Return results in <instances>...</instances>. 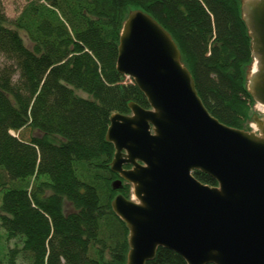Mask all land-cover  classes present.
Listing matches in <instances>:
<instances>
[{"label":"trees","instance_id":"1","mask_svg":"<svg viewBox=\"0 0 264 264\" xmlns=\"http://www.w3.org/2000/svg\"><path fill=\"white\" fill-rule=\"evenodd\" d=\"M242 1L27 0L13 20L0 6V264L127 263L129 229L112 202L131 198L132 186L112 189L120 177L106 137L111 116L130 115V103L150 109L117 70L132 10L171 34L209 112L251 131L254 60ZM29 129L40 135L25 137ZM147 264L187 262L159 248Z\"/></svg>","mask_w":264,"mask_h":264},{"label":"water","instance_id":"2","mask_svg":"<svg viewBox=\"0 0 264 264\" xmlns=\"http://www.w3.org/2000/svg\"><path fill=\"white\" fill-rule=\"evenodd\" d=\"M242 17L254 60L247 88L264 107V0H243ZM117 70L150 104L113 114L106 137L120 177L112 189L132 186V198L112 202L129 229L126 264H147L159 248L187 264H264V117L253 115L251 131L214 117L171 34L141 9L123 24Z\"/></svg>","mask_w":264,"mask_h":264},{"label":"rangeland","instance_id":"3","mask_svg":"<svg viewBox=\"0 0 264 264\" xmlns=\"http://www.w3.org/2000/svg\"><path fill=\"white\" fill-rule=\"evenodd\" d=\"M27 0H0V6L3 7L5 9L6 14L8 15V17L13 20L15 18L18 17V15L20 14L23 6L25 5ZM22 36L24 37L26 44L28 46H31L27 36L25 35V33H21ZM80 94H83L80 92ZM259 115L261 118L264 117V113L261 112L258 108V105L256 104L253 111H252V117H254L253 115ZM251 125V130H253V127L255 125L253 118H252V122L250 123ZM32 135H40V133L38 131L29 129L25 131V137H30ZM133 196V194H132ZM131 196V198H132ZM71 210V206L69 204H67V212H69Z\"/></svg>","mask_w":264,"mask_h":264},{"label":"bare ground","instance_id":"4","mask_svg":"<svg viewBox=\"0 0 264 264\" xmlns=\"http://www.w3.org/2000/svg\"><path fill=\"white\" fill-rule=\"evenodd\" d=\"M258 108H259V110H261L262 112H264V107L263 106L259 105Z\"/></svg>","mask_w":264,"mask_h":264}]
</instances>
